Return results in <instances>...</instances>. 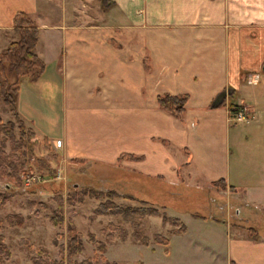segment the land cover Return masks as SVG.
<instances>
[{
    "label": "crops",
    "instance_id": "crops-1",
    "mask_svg": "<svg viewBox=\"0 0 264 264\" xmlns=\"http://www.w3.org/2000/svg\"><path fill=\"white\" fill-rule=\"evenodd\" d=\"M19 13L39 29L46 65L18 97L37 139L72 167L95 163L93 175L127 198L151 180L148 189L216 191L210 218L221 228L209 237L200 228L195 246L182 221L187 232L171 237L165 264L175 238L181 258L185 246L203 258L220 247L213 264H264V0H0V43L16 40ZM163 95L189 96L183 117L159 107ZM232 104L248 108V123L231 121ZM107 169L124 178L112 182ZM221 180L226 189L213 186ZM156 245L143 246L155 254Z\"/></svg>",
    "mask_w": 264,
    "mask_h": 264
},
{
    "label": "rangeland",
    "instance_id": "rangeland-1",
    "mask_svg": "<svg viewBox=\"0 0 264 264\" xmlns=\"http://www.w3.org/2000/svg\"><path fill=\"white\" fill-rule=\"evenodd\" d=\"M4 43H0V53L9 46V44L5 45ZM259 78L264 82L263 71L260 73ZM250 89L251 87L248 90ZM0 119L3 123L13 120L9 108L3 105L1 98ZM44 139L43 137L35 139L37 140L34 149L35 158H45L48 160L51 166L57 170V178L50 179L47 177L48 174L46 172H40L35 162L36 159H32L30 164L21 170L19 181L0 174V195L3 194L8 199L4 208L0 205V218L4 220L11 214H19L24 217V225L22 227L11 228L7 223H4L0 231V234L4 235L6 239L5 246L13 255V260L7 264H32L31 260L37 255L40 248L46 249L52 259L59 260L60 249L55 245V241L59 245H66L68 241L67 228L72 224L82 234L84 250L81 255L73 258L71 264H86L88 261H92V264H107L109 261L110 264L114 262L117 264L166 263L163 252L166 248L156 245L158 251L154 254L150 248L140 245L138 241L130 236L134 230L131 224L127 223L123 218L112 215L95 216V210L102 201L94 198L86 196L84 203L74 206L65 204L64 219L66 227L64 230L54 228L50 222V217L59 207L58 199L63 198L66 200L71 195H82L84 192L90 190L96 193L103 192L104 194L115 193L117 197L114 198V202L123 208L148 206L165 212L169 217L184 221L190 228L189 237L197 245L202 244L201 240H204V236L198 237L200 228H205L206 237H209V235L214 234L213 228H215V224H218V228L222 226L220 220L210 218L215 216V208L210 203L211 197L216 191H202L199 189V185L193 188L184 186L166 187L162 181H156L158 188H152V190L148 189V184L150 182L154 183L151 180L149 182L145 181L147 183V190L129 192L132 194L128 197H135L134 201H131L125 197L127 195H123L114 189L116 186L110 187L109 184L105 185L101 183L100 177L102 176V171H100L99 166L95 163L91 162L87 165L82 164L78 165V167H72L74 164L62 162V159L53 147L51 145L47 147ZM10 150L8 144L5 152L8 154ZM96 171L101 172L99 175H96L97 177L93 175ZM8 172L11 173L12 170L9 169ZM104 174L110 177L112 182L121 180L125 175L122 171H110L108 169ZM32 175H37L41 179V182L27 187L25 180L29 179ZM106 200V198L103 199V202ZM193 215L201 217L202 221L194 223L191 220V216ZM142 222L143 227H140V232L150 238L152 242L155 235L161 234L166 237L168 230L173 229V226L168 224V226L164 227L165 225H162V218L148 217L142 220ZM112 225L124 228L127 234H129V238L126 241L121 240L119 233L111 230ZM222 229L226 233V228L222 227ZM92 234L97 237L98 241L107 245V250L110 247L108 253L107 250L102 253L95 248L90 239V235ZM109 234H114L115 240L118 239L119 241L108 242L107 236ZM178 240L179 238H175L172 248L173 257L171 261L173 264H213L218 260L215 253H218L217 251L220 247L210 248L214 254L211 257L203 258L193 254L194 248L185 246L186 249L184 251L188 254L186 257L181 258L180 253L176 251L178 250L176 247L179 246L180 242Z\"/></svg>",
    "mask_w": 264,
    "mask_h": 264
},
{
    "label": "trees",
    "instance_id": "trees-1",
    "mask_svg": "<svg viewBox=\"0 0 264 264\" xmlns=\"http://www.w3.org/2000/svg\"><path fill=\"white\" fill-rule=\"evenodd\" d=\"M14 33L17 39L0 53V98L3 105L9 108L13 118L7 123H3L0 119V174L19 181L21 170L30 164L32 159H36L38 170L46 172L48 174L47 177L50 179H55L57 178V170L51 166L50 162L45 158H35L34 149L37 143V140H35L37 139V133L25 124L18 111V97L22 83L25 80L30 83H36L45 73L46 65L35 52L40 32L29 15L19 13L15 18ZM157 101L161 109L180 118L186 113L189 96L163 95L159 96ZM230 110L232 118L237 106L234 104L230 105ZM44 143L47 144V147H50L48 139H44ZM8 144L11 150L7 154L5 149ZM125 158L131 161H140L142 159L136 156H122L120 160ZM9 169L12 170L11 173L8 172ZM213 186L219 189H226V182L221 180L214 183ZM234 190V187L230 188V191ZM86 196L102 201L95 210V216H119L131 224L134 231L130 236L141 245L148 246L151 243V239L140 232L141 222L147 217H161L163 225L169 224L173 226V229L168 231L166 237L161 234L155 235L153 238L155 244L168 247L171 237L181 236L187 232V227L180 219L169 217L159 209L148 206L123 208L114 202V198L117 197L115 193H96L93 190L84 192L82 195H71L66 200L59 198V207L50 217L51 224L59 230H64L66 227L64 205L74 206L82 204ZM0 198V205L4 208L8 199L3 194L0 195ZM105 198L107 200L103 202ZM128 199L134 201L133 198ZM4 223H7L11 228L22 227L24 225V217L19 214H11L4 220L0 218V231ZM111 230L119 233L123 241L129 238V234L122 227L112 225ZM250 235L255 240L257 239L256 231L251 230ZM67 237L66 245H59L55 241V245L60 249L59 260L52 259L46 249L40 248L37 255L32 258V264H71L74 257L83 253L84 242L82 234L75 229L74 224L67 228ZM115 238L114 234L107 236L108 242L115 241ZM90 239L97 250L102 253L106 252L107 245L105 243L98 241L93 234L90 235ZM5 240L4 235L0 234V264H7L12 260V253L5 246ZM86 264H92V261H88ZM107 264L110 263L107 262Z\"/></svg>",
    "mask_w": 264,
    "mask_h": 264
},
{
    "label": "built area",
    "instance_id": "built-area-1",
    "mask_svg": "<svg viewBox=\"0 0 264 264\" xmlns=\"http://www.w3.org/2000/svg\"><path fill=\"white\" fill-rule=\"evenodd\" d=\"M227 96L229 93L227 92ZM232 114V113H231ZM250 119V112L246 106H237V110L233 113L231 121L236 124L248 123ZM26 186L31 187L41 182V179L37 175H32L29 179L25 180Z\"/></svg>",
    "mask_w": 264,
    "mask_h": 264
},
{
    "label": "water",
    "instance_id": "water-1",
    "mask_svg": "<svg viewBox=\"0 0 264 264\" xmlns=\"http://www.w3.org/2000/svg\"><path fill=\"white\" fill-rule=\"evenodd\" d=\"M262 70H263V72H264V66H263ZM226 97H227V92L222 93V94L217 98L216 103H217V104L221 103V102L223 101V99H225Z\"/></svg>",
    "mask_w": 264,
    "mask_h": 264
}]
</instances>
